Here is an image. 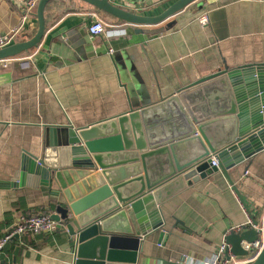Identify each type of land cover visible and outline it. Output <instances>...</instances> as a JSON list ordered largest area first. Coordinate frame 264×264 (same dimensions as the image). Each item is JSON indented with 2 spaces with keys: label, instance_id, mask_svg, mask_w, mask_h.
I'll use <instances>...</instances> for the list:
<instances>
[{
  "label": "crops",
  "instance_id": "0c3cea01",
  "mask_svg": "<svg viewBox=\"0 0 264 264\" xmlns=\"http://www.w3.org/2000/svg\"><path fill=\"white\" fill-rule=\"evenodd\" d=\"M110 1L156 15L176 0ZM91 12L109 24L106 34L88 32ZM204 13L207 24L200 20ZM45 19L37 47L0 61V237L22 216L43 209L52 214L63 199L45 186H9L24 152L43 157L45 125L78 128L126 113L131 109L127 86L135 91L137 85L143 95L136 97L154 104L225 67L264 63V0H197L170 18L174 25L163 31L168 21L134 25L83 0H50ZM21 23V0H0V32ZM37 29L34 14L15 43L31 38ZM220 95L212 97V105L222 102ZM171 109L175 115L171 107L155 115L165 113L166 118ZM229 174L233 183L219 169L160 204L164 228L171 234L165 244L159 243L160 229L142 234L138 264L200 262L216 252L233 227L246 226L249 217L264 225V150ZM73 260L67 232L61 229L15 235L0 253V264Z\"/></svg>",
  "mask_w": 264,
  "mask_h": 264
},
{
  "label": "water",
  "instance_id": "95a60500",
  "mask_svg": "<svg viewBox=\"0 0 264 264\" xmlns=\"http://www.w3.org/2000/svg\"><path fill=\"white\" fill-rule=\"evenodd\" d=\"M49 1L38 3L36 33L1 48L0 61L40 44ZM83 1L127 23L151 26L197 0H176L156 15L129 11L110 0ZM174 23L168 21L161 31ZM127 91L131 109L126 113L78 128L45 125L43 157L24 152L9 183L49 187L63 197L51 216L67 232L72 264H138L142 234L160 229L161 244L171 234L164 228L160 204L219 169L233 183L229 170L264 150V63L225 67L159 103L136 97L141 93L137 85L135 91L127 86ZM219 94L222 102L212 105V97ZM170 107L175 115L171 109L168 117H156L157 111ZM213 155L217 166L211 164ZM254 225L260 224L254 220ZM259 237L255 227H244L226 241L234 255L244 256L248 250L243 242ZM249 264H264V247Z\"/></svg>",
  "mask_w": 264,
  "mask_h": 264
},
{
  "label": "built area",
  "instance_id": "2783aa9c",
  "mask_svg": "<svg viewBox=\"0 0 264 264\" xmlns=\"http://www.w3.org/2000/svg\"><path fill=\"white\" fill-rule=\"evenodd\" d=\"M39 1L40 0H21L22 23L20 26L12 29L9 32H0V49L15 43V40L24 27L26 21L36 13ZM90 16L91 23L88 25V32L95 37L106 34L109 24L97 12H91ZM200 20L203 22V24L208 23V16L206 13L201 16ZM109 51L112 52L113 49L110 48ZM211 164L214 166L218 165V158L215 155H213L211 158ZM58 224L59 222L53 219L49 213H38L22 216L11 231H9L3 237H0V253L13 236L51 233L58 229ZM244 227H255L260 232V237L253 243H243L244 249L248 250L247 255H234L230 250L231 245L225 240L212 256L207 257L200 262L194 261L193 264H247L253 261L264 247V225H254V220L249 217L246 226L239 225L233 227L229 234L232 231L241 232L244 230ZM238 257L243 258L239 259Z\"/></svg>",
  "mask_w": 264,
  "mask_h": 264
},
{
  "label": "trees",
  "instance_id": "16d2710c",
  "mask_svg": "<svg viewBox=\"0 0 264 264\" xmlns=\"http://www.w3.org/2000/svg\"><path fill=\"white\" fill-rule=\"evenodd\" d=\"M42 213H49V211L47 209H43Z\"/></svg>",
  "mask_w": 264,
  "mask_h": 264
}]
</instances>
